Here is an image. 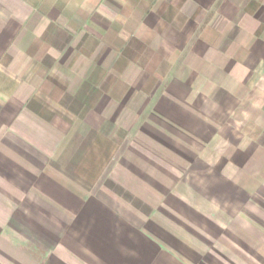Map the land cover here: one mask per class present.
Wrapping results in <instances>:
<instances>
[{"label": "crops", "instance_id": "crops-1", "mask_svg": "<svg viewBox=\"0 0 264 264\" xmlns=\"http://www.w3.org/2000/svg\"><path fill=\"white\" fill-rule=\"evenodd\" d=\"M155 2L218 58L126 106L138 136L117 158L115 139L77 138L115 99L70 96L78 119L57 128L51 64L22 42L38 32L0 13V264H264V103L243 106L245 82L264 96V0Z\"/></svg>", "mask_w": 264, "mask_h": 264}, {"label": "rangeland", "instance_id": "rangeland-1", "mask_svg": "<svg viewBox=\"0 0 264 264\" xmlns=\"http://www.w3.org/2000/svg\"><path fill=\"white\" fill-rule=\"evenodd\" d=\"M2 10L9 22L19 23L20 29L29 27L38 32L34 36L30 30L28 39L22 42L31 44V54L46 56L45 62L51 64L52 80L46 81L48 85L42 89L51 96L48 104L55 113L57 128L78 119L69 113L70 96L91 94L93 89L101 97L108 95L115 99L118 104L109 105L102 114L79 116L83 117L84 129L77 132V138L92 135L101 141L115 139L116 158L128 156L124 141L138 136L123 130V124L129 126L131 119L126 106L138 109L140 95H150L158 86L161 91L169 89L179 62L218 58L205 46L202 31L191 34L192 29L183 27L187 19L170 17L175 13L170 12L168 2L0 0V13ZM21 34L20 31L23 37ZM243 85L244 108L251 110L257 101L262 106L264 96L255 100L253 94L256 85L251 80ZM37 97L42 96L37 93ZM251 112L243 114L245 121H250Z\"/></svg>", "mask_w": 264, "mask_h": 264}]
</instances>
